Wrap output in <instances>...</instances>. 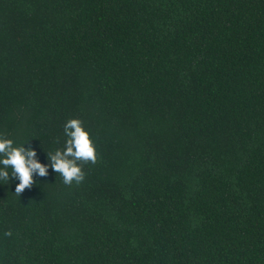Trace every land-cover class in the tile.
<instances>
[{
	"label": "trees",
	"instance_id": "obj_1",
	"mask_svg": "<svg viewBox=\"0 0 264 264\" xmlns=\"http://www.w3.org/2000/svg\"><path fill=\"white\" fill-rule=\"evenodd\" d=\"M0 135L48 166L0 180V264H264V0H0Z\"/></svg>",
	"mask_w": 264,
	"mask_h": 264
},
{
	"label": "clouds",
	"instance_id": "obj_2",
	"mask_svg": "<svg viewBox=\"0 0 264 264\" xmlns=\"http://www.w3.org/2000/svg\"><path fill=\"white\" fill-rule=\"evenodd\" d=\"M64 134L66 139L63 149L47 153V157L52 170L62 177L65 185H78L85 178L83 165L89 162L95 164L97 161L96 148L89 132L78 118H70L65 122ZM35 156V149L25 148L23 144L15 145L11 139L0 135V180L7 183L11 169V176L19 180L15 188L17 196L35 183L34 174L47 176L48 166L41 164Z\"/></svg>",
	"mask_w": 264,
	"mask_h": 264
}]
</instances>
